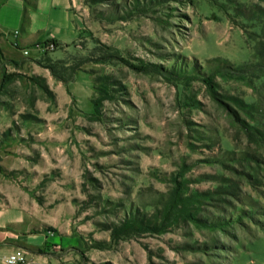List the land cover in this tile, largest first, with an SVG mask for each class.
<instances>
[{
	"label": "rangeland",
	"instance_id": "1",
	"mask_svg": "<svg viewBox=\"0 0 264 264\" xmlns=\"http://www.w3.org/2000/svg\"><path fill=\"white\" fill-rule=\"evenodd\" d=\"M73 8V42L0 52L17 264H264V0Z\"/></svg>",
	"mask_w": 264,
	"mask_h": 264
},
{
	"label": "crops",
	"instance_id": "2",
	"mask_svg": "<svg viewBox=\"0 0 264 264\" xmlns=\"http://www.w3.org/2000/svg\"><path fill=\"white\" fill-rule=\"evenodd\" d=\"M73 4L74 0H2L0 52L13 57L22 53V48L46 39L59 44L73 42L80 25ZM26 242L29 238L22 214L0 206V255L23 249Z\"/></svg>",
	"mask_w": 264,
	"mask_h": 264
},
{
	"label": "built area",
	"instance_id": "3",
	"mask_svg": "<svg viewBox=\"0 0 264 264\" xmlns=\"http://www.w3.org/2000/svg\"><path fill=\"white\" fill-rule=\"evenodd\" d=\"M16 33L17 32L15 31L14 34H16ZM52 43H54V42H52ZM51 45H53V44H51ZM22 52L27 53V50L23 49ZM3 260L7 264L23 263L25 261L24 249H22V248L15 249L10 254L5 255Z\"/></svg>",
	"mask_w": 264,
	"mask_h": 264
},
{
	"label": "trees",
	"instance_id": "4",
	"mask_svg": "<svg viewBox=\"0 0 264 264\" xmlns=\"http://www.w3.org/2000/svg\"><path fill=\"white\" fill-rule=\"evenodd\" d=\"M52 41L54 42V44H57V42L54 39H52ZM50 69H51V72H52L54 77H56L58 79H61V80H66L65 78H63V77L59 76L58 74H56L52 68H50ZM145 223L146 222L143 220V217H140V218H134V219L126 221L125 225H129V226L135 227V225H137V224L145 225Z\"/></svg>",
	"mask_w": 264,
	"mask_h": 264
}]
</instances>
